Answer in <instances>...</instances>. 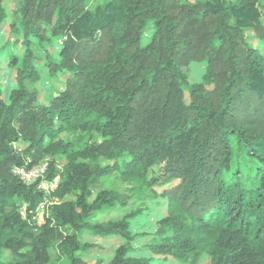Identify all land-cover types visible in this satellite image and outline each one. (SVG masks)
Instances as JSON below:
<instances>
[{
    "label": "trees",
    "instance_id": "1",
    "mask_svg": "<svg viewBox=\"0 0 264 264\" xmlns=\"http://www.w3.org/2000/svg\"><path fill=\"white\" fill-rule=\"evenodd\" d=\"M19 1L6 97L0 82V257L10 251L0 264H50L51 249L66 264H196L201 253L209 264H264V0ZM5 21L0 0V35ZM39 48L49 76H62L45 101ZM192 62L204 64L199 82L186 75ZM27 157L47 158L45 178L58 177L41 223L42 193L12 172ZM111 174L119 190L101 187ZM135 191L165 202L148 256L132 245L140 209L90 221ZM82 232L124 242L106 262L85 260L100 247Z\"/></svg>",
    "mask_w": 264,
    "mask_h": 264
},
{
    "label": "rangeland",
    "instance_id": "2",
    "mask_svg": "<svg viewBox=\"0 0 264 264\" xmlns=\"http://www.w3.org/2000/svg\"><path fill=\"white\" fill-rule=\"evenodd\" d=\"M20 3L19 0H1V6L3 7L6 14V21L2 24V31L0 35V82L3 85L2 91L3 96L6 97L8 92L15 86L13 75L14 70L9 67L7 64L8 61V49H12L21 55L20 52L17 51V46H14V41L17 39L15 34H13L9 23L11 21L12 13L15 7ZM262 20L264 22V12L262 15ZM152 30L149 27L142 36L141 43L142 45L146 44L149 39ZM247 37L249 43L256 48H263V44L258 40L251 31L247 32ZM60 41L59 39H52L51 45H46L47 49L51 53L52 51V59L57 60V51L59 47ZM38 63H36L38 73L40 75V80L36 84L39 88V100L45 101L49 93H51L54 89L62 87V76L59 74L57 78H52L49 76L47 67H46V52L43 48H39L37 50ZM204 71V64L198 62H192L187 67L186 75L190 82H199L201 76ZM185 93V101H188V94L186 89L184 88ZM69 137V135H65V137ZM61 163V161H59ZM60 165V164H58ZM120 180L117 174H111L109 176L103 177L101 179V187L104 189H113L119 190ZM135 197L132 198L130 204L119 211L111 212L104 211L102 213H95L91 218V222H103L107 220L119 219L125 214L135 210L140 209L141 213L131 220V229L132 231L138 235L132 245L138 249L136 251V255L138 256H148L149 253L143 249L144 245L154 240V234L156 231V221L158 218L165 214V202L164 200L157 199H149L145 198L144 195L135 191ZM82 242H90L99 245V249H95L90 251L85 257V260L93 261L94 259L100 258L104 260V262L108 261L113 254L114 249L124 242V239L121 237H107V238H99L96 236H92L87 232H82L79 236ZM51 260L50 264H66L65 260H58L56 251L54 249L50 250ZM10 259V251L9 249H3V252L0 257V262L5 263ZM154 264H186L184 261H175L172 258H167L166 260H161L158 258ZM196 264H209V257L205 253H201L198 257V261Z\"/></svg>",
    "mask_w": 264,
    "mask_h": 264
},
{
    "label": "built area",
    "instance_id": "3",
    "mask_svg": "<svg viewBox=\"0 0 264 264\" xmlns=\"http://www.w3.org/2000/svg\"><path fill=\"white\" fill-rule=\"evenodd\" d=\"M31 159L27 157L25 159V164L21 166H14L12 172L16 175L21 182L25 185H35L36 189L42 193V196L37 203V221L39 223L43 222L44 215L47 214L49 206L57 199L51 196V193L57 186L58 177L53 180H47L45 174L48 168V159L44 158L38 163H31ZM58 167L60 165H57ZM25 210V204L20 207V213L23 214Z\"/></svg>",
    "mask_w": 264,
    "mask_h": 264
}]
</instances>
